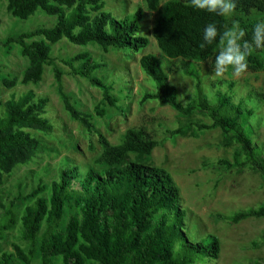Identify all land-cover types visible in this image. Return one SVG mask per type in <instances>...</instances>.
<instances>
[{"label": "trees", "instance_id": "trees-1", "mask_svg": "<svg viewBox=\"0 0 264 264\" xmlns=\"http://www.w3.org/2000/svg\"><path fill=\"white\" fill-rule=\"evenodd\" d=\"M145 4L149 11L158 12L152 35L159 50L168 60L182 61L183 74L195 81V94L186 98V104L182 103L177 88L169 83L170 71L156 56L144 55L139 60L140 67L155 88L143 94L141 104L155 101L182 117L203 112L209 123L180 124L177 129L166 132L175 137L190 128L199 133L220 130L238 148L232 161L219 159L218 166L225 171L249 168L258 172L264 181V158L245 129L254 109L243 101L233 103L230 93L234 83H228V91L219 92L217 104H211L194 67L195 63L218 55L216 44L200 48L204 27L216 22L223 31L222 26L230 21L194 11L187 6V0H145ZM104 7L103 0H7V11L15 19L27 21L38 12L55 17L52 27L10 36L4 42L5 46L18 44L21 55L28 60L21 84H38L45 67H53L65 111L89 135L97 136L101 152L94 161L95 166L85 171L65 162L51 183L49 198L42 195V185L20 196L27 203L20 215L15 201L7 206L0 204L3 210L0 264H57L58 256L63 257L62 264H209L217 261L220 244L216 237L190 240L185 233L186 211L172 175L166 169L128 159L131 155L150 157L158 141L140 128L128 129L119 144H111L97 130L92 116L78 110L62 88L63 73L51 58V45L66 40L75 46L97 45L104 51L113 49L126 56L130 52L139 54L148 47V38L141 34L145 14L141 8L130 16L116 17ZM262 13L264 0H237L234 19L249 30L245 39L250 38V29ZM34 38L41 39L27 42ZM65 65L72 75L86 79L102 93V105L118 109L113 84H106L94 75L102 65L88 52L69 58ZM248 65V70L253 72L264 69V57L258 50L248 57ZM15 84L16 80L0 78V85L7 89ZM248 96L264 104V93L249 91ZM48 102L47 97H36L29 91L0 103V185L17 166L27 164L40 150V141L33 132H52L53 126L46 115ZM96 110L103 117L104 111L100 107ZM219 219L232 224L264 219V203L231 215H219ZM18 224L21 240L27 246L13 244V252H7L2 248V241Z\"/></svg>", "mask_w": 264, "mask_h": 264}, {"label": "rangeland", "instance_id": "rangeland-1", "mask_svg": "<svg viewBox=\"0 0 264 264\" xmlns=\"http://www.w3.org/2000/svg\"><path fill=\"white\" fill-rule=\"evenodd\" d=\"M103 2L104 10L116 17L130 16L141 8L145 13L141 22V34L148 38L149 45L141 53L130 52L129 56L113 49L104 51L97 45L75 46L66 40L51 45V58L63 73L61 83L64 92L70 96L71 103L78 110L92 116L97 130L111 144H119L128 129L140 128L146 129L158 141L159 145L150 157L131 155L128 159L166 169L172 175L180 188L182 207L186 211L187 236L190 240H202L212 235L219 241V258L217 261H209V264H264V219H249L238 224L219 219V215H231L263 204V179L258 172L249 168L225 171L218 166L219 159L232 161L238 148L220 130L199 133L190 128L175 137L166 132L177 129L180 124L209 123V119L203 112L182 117L169 106L155 101L141 104L143 94L153 91L155 87L142 71L140 58L153 55L161 60L164 68L170 71L169 83L177 88L180 101L184 104L187 97L195 94V81L183 74L181 60H168L159 50L152 35L158 12L149 11L145 0ZM260 19H264V13L258 15V20ZM54 23L55 17L43 12L36 13L27 21L15 19L7 11V0H0V78L16 80L11 89L0 85V103H5L12 96L19 98L29 91L36 97H47L49 102L46 115L53 126L50 134L33 132L40 141V150L27 164L17 166L0 185V204L7 206L15 201L18 215L22 213L26 203L20 196H25L42 185V195L49 198L51 183L57 179L58 169L65 162L70 166L78 165L85 171L95 166L94 161L101 152L97 136L89 135L65 111L57 90L53 67H45L38 84L23 85L21 79L29 65L28 60L21 55L18 44L4 45L10 36L49 28ZM40 39L34 38L27 42ZM83 51L102 65L94 75L106 84H113L118 109L102 105V93L86 79L72 75L65 65L66 60ZM258 51L263 58L264 49ZM211 62L214 59L194 64L202 79L206 97L211 104H217V94H225L228 83L235 84L230 96L233 97L234 104L243 101L248 108L254 109V115L246 121L245 129L257 145V152L264 158V104L248 96L249 91L264 93V69L255 72L247 69L239 77L228 73L224 78L216 80L208 78L212 75ZM213 84L214 88L211 86ZM97 107L104 111L103 117L98 115ZM2 213L3 210H0L1 215ZM13 244L21 248L27 246L21 240L19 224L6 234L2 248L13 252Z\"/></svg>", "mask_w": 264, "mask_h": 264}, {"label": "clouds", "instance_id": "clouds-1", "mask_svg": "<svg viewBox=\"0 0 264 264\" xmlns=\"http://www.w3.org/2000/svg\"><path fill=\"white\" fill-rule=\"evenodd\" d=\"M187 6L197 12L217 16L230 21L223 25L221 31L216 22L208 23L202 34L200 48L217 45L218 55L211 62L212 75L209 79L220 80L231 73L239 77L249 67L248 57L259 49H264V19L254 22L250 29V38L245 39L249 30L242 28L234 17L237 15V0H187ZM211 92V90H210ZM57 264H62L63 257L56 258Z\"/></svg>", "mask_w": 264, "mask_h": 264}]
</instances>
